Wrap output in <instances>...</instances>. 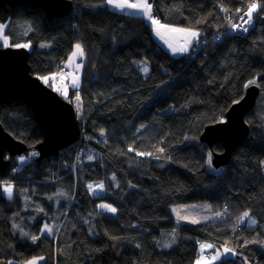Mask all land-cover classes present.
<instances>
[{"label": "trees", "instance_id": "1", "mask_svg": "<svg viewBox=\"0 0 264 264\" xmlns=\"http://www.w3.org/2000/svg\"><path fill=\"white\" fill-rule=\"evenodd\" d=\"M252 1L151 0L154 16L161 22L199 32L197 41L204 44L189 50L193 58L171 56L157 44L144 18L115 12L106 0H71V12L51 20L38 7L18 5L0 11L10 45L30 44L28 63L36 77L56 73L59 61L67 59L75 43L85 53L81 85L64 98L73 103L75 93L80 95L82 118H77L83 130V153L74 173L75 148L38 160L33 152L42 134L31 111L17 102L0 105L3 129L31 152L23 164L9 158V167L0 172V260L8 264L43 257L40 264H194L198 245L205 241L236 253L213 264H264V249L258 247L264 241L260 169L264 19L257 17L261 9L253 15L254 24L246 25L248 31L229 25L238 16L236 9L244 12ZM256 1L264 9V0ZM133 60L148 64L146 76ZM253 79L260 94L245 115L248 135L229 163L215 172L207 167L209 153L222 148L213 145L209 150L199 136L205 125L223 120ZM161 148L163 152L158 151ZM5 183L13 185L11 199L3 196ZM100 183L103 192L88 188ZM58 190L64 202L60 215L47 200ZM29 198L46 210L33 224L25 221L34 213L24 209ZM100 201L114 205V217L95 209ZM197 202L210 205L215 221L183 224L177 228V245L157 250L160 231L174 229L169 208ZM244 211L257 221L255 226L236 225ZM218 212L223 215L217 216ZM16 218L40 239L33 242L14 235ZM45 224L52 228L51 235L42 233Z\"/></svg>", "mask_w": 264, "mask_h": 264}, {"label": "water", "instance_id": "2", "mask_svg": "<svg viewBox=\"0 0 264 264\" xmlns=\"http://www.w3.org/2000/svg\"><path fill=\"white\" fill-rule=\"evenodd\" d=\"M18 5L40 8L47 20L65 17L72 9L71 0H0V10L5 13ZM28 57L27 48L0 46V105L17 102L31 111L42 134L41 141L34 146L40 160L70 147L79 139L81 127L73 104L30 73ZM259 94L257 84L249 85L243 96L227 109L223 123L203 127L199 141L208 149L213 145L222 148L219 153H211L213 168L227 165L233 151L246 139L248 127L244 118L254 108ZM27 151V146L14 139L0 123V172L9 167L7 156L19 157ZM0 264L7 263L0 260Z\"/></svg>", "mask_w": 264, "mask_h": 264}, {"label": "rangeland", "instance_id": "3", "mask_svg": "<svg viewBox=\"0 0 264 264\" xmlns=\"http://www.w3.org/2000/svg\"><path fill=\"white\" fill-rule=\"evenodd\" d=\"M140 2H141V0H116V3H119L121 5H124V4H137V3H140ZM149 2L152 4L151 0H149ZM106 5L113 11H116V12H119V13L137 15V16H141L142 18H144L137 11V9H135V8H129V7L116 8V7H113V6L109 5L108 3H106ZM152 11H153V9H152ZM153 15H154V13H153ZM243 15H244V12H240V13H238L237 17H232L230 19L229 25L231 26L232 23L236 24L237 22H238L239 25H242L244 23V21L241 20V16H243ZM144 20L148 24H150V26L152 27V34H153V37H154L155 41L157 42V44L161 48L165 49L171 56L179 57V56H181L183 54H189V50L190 49H192V51L194 49H198V47L196 46L197 40H195V41H193L192 45L189 46L188 52H186V53L177 52L176 54H173V52H172V48L173 47L185 46V40H186L185 34L184 33H180V32H169V31H167L165 29H160L161 35L157 36L156 35V31L154 30V26L151 24V22L148 21L146 18H144ZM160 23L166 24V23L161 22V21H160ZM251 24H254V18H253L252 22L250 23V25ZM0 25L3 26V33H2V35H0V46L4 47L3 46V37H7L4 34L5 24H1L0 23ZM166 25H168L169 27H172V28H183V29H188V30H191V31H196L194 29L180 27V26H175V25H171V24H166ZM242 28H246V26L242 25L241 26V30H238V31H242ZM7 39H8V37H7ZM8 41H9V39H8ZM76 44L77 43H75L73 45L72 51L75 49V45ZM9 45H10V43H9ZM169 45H171L172 47H169ZM193 45H195L196 47L192 48ZM12 47H14V46H12ZM77 63L78 64H82L81 61H79V60H77ZM132 63L138 69H142L145 66H147V68H148V64L145 61H142V60H133ZM64 67L65 68L62 71H59V68H58V72L57 73H53V74H56L55 80L49 79L48 83H45L42 79H40V80L42 82H44L45 84H48V86L53 91H55L60 97L67 98L63 94L64 91L66 90L67 94H68V92L71 89H75L73 87V85H72V76L75 75V76L79 77V86H80V83H81V76L80 75H76L75 73L70 71L71 69H69V67L67 66L66 63H64ZM61 72H63V74H64L63 77H61L59 75ZM53 74H49V75H45V76L52 77ZM45 76H41V77H45ZM72 102H73L72 104H73V107H74L78 117L82 118L80 100L77 101L75 99V97H74ZM30 153L31 152L28 151L27 155L24 154L22 156L15 157L16 158V162L17 163H21L20 159H19L20 157H25V161L24 162L30 160V158H31ZM87 153H89V150H87ZM207 167L209 169L215 171V172H219V170L214 169L212 167V165L209 164V162H207ZM260 169H261V174H262V176L264 178V159L260 163ZM3 186H4V184L2 185L3 196L5 198H8L7 194L3 191ZM61 193H62V191L58 190L55 195L47 197L48 202H51V200H52L53 205L55 207L57 206L59 209H60V206L62 204H64L63 200L61 199L62 196H63V195H61ZM21 195H23V203H25L27 198L25 196L26 193L24 192V190L21 191ZM53 196H55V197L53 198ZM28 202H29V204L24 206V209L25 208L32 209L34 211V213H33V215H30L29 217H26L25 221H27V223H29V224H33L39 217L46 215V210H44L43 208L39 207L38 203L35 200H32L31 198H29ZM100 204H108V205H111L112 207H114L113 204L108 203L106 201H100V202L96 203L95 209L98 212L99 211L100 212H105V213L109 214L111 217L115 216L116 213L113 214V213L107 211L106 209H101L99 207ZM169 211H170V214H171V217H172V222H173V225H174V229L160 231L159 238H158L157 243H156V249L160 250V251L170 250V249L174 248L177 245V243L179 241V233L177 231V228H179L183 224H187V225L209 224V223L214 222L215 219H216V216L212 212V210L210 208V205L208 203H203V202L192 203V204L174 205V206H171L169 208ZM251 218L254 219L252 216H251ZM193 220H196L198 222L197 223H192L191 221H193ZM18 221H19L18 218H16L14 220L15 224L11 228L12 233L14 235L18 236V238L20 240H30V241H32V239H31L32 235H30L29 232L23 226V224H25L24 221H20L19 223H18ZM237 221H238V219H237ZM237 221H236V225L237 226H241V225H248L249 226V221H248L247 218L245 219V222L243 224H239L238 225ZM54 222H55L54 230L56 231L57 227H58V222L57 221H54ZM255 225H252V226H255ZM201 244H208V243L203 241V242H201L198 245L197 256L199 257L201 255L202 259H204V261L207 262V263H216V262H218L220 260H223L225 258H234V257H236V254L235 255H232L231 253L225 254V252H224L225 246H213V248H211V249H214V252H215L214 255H216L217 253H220L221 254L220 258L216 259V260H212L211 258L214 256V255H212L210 258L207 259L206 256L204 255V249L202 250L201 247H200ZM165 245H170V247H165ZM258 247L260 249H264V241L262 243H260L258 245ZM198 257H196V258H198Z\"/></svg>", "mask_w": 264, "mask_h": 264}, {"label": "snow or ice", "instance_id": "4", "mask_svg": "<svg viewBox=\"0 0 264 264\" xmlns=\"http://www.w3.org/2000/svg\"><path fill=\"white\" fill-rule=\"evenodd\" d=\"M107 3L113 7H116V8H123V7H129V8H135L137 9V11L144 17L146 18L148 21L151 22V24L154 26V30L156 31V35L157 36H160L161 33H160V29H165L169 32H180V33H184L185 36H186V40H185V46H182V47H173L172 48V52L173 54H176L177 52H180V53H186L188 52L189 50V46L192 45L193 41L197 40L198 37H199V32L197 31H191V30H188V29H183V28H172V27H169L168 25L166 24H162L160 23V21L154 17L153 15V11H152V4L149 2V0H141L140 3H137V4H124V5H121L119 3H116V0H107ZM259 8V5L255 2H252V3H249L247 5V8L246 10H244V15L241 16V20H244V17H247V20H244V23H248L250 24L254 18L253 14L254 13H257V10ZM224 11H227V9H223ZM241 11V9H236V12L239 13ZM232 29L233 30H237V29H241V25L239 24H232L231 25ZM242 31L246 32L248 31L247 28H242ZM3 33V26L0 25V35H2ZM3 46L4 47H8V46H11L9 45V41L7 39V37H3ZM14 47H17V48H28L30 47V44H16L14 45ZM41 47H44V45H41ZM169 47H172L171 45H169ZM84 50L82 48V46L77 43L75 45V49L74 51L71 53L70 57H69V60H68V63L69 64H72L74 63V58L76 57H84ZM82 67L81 64H75V70L76 71H79V69ZM145 73L148 72V68L147 66H145L143 69H142ZM61 77H63V72H61L59 74ZM39 79H42L45 83H48L49 79H53L55 80L56 78V74H53L52 77H48V76H45V77H38ZM257 81L255 79L253 80H249L248 83H246L244 85L245 88L249 87V85H254L256 84ZM72 85L74 88H78L79 87V77L78 76H72ZM65 97H67V91L65 90L64 93ZM75 99L77 101L80 100V95H79V92H76L75 93ZM221 123H223L224 121L221 120L220 121ZM129 151H132V148L129 147ZM158 151L160 152H163L164 149H158ZM33 155H36V153H33ZM136 155H144V153H140V152H137ZM147 155H151V153H147ZM93 157L92 156H89L88 159L91 160ZM158 158V157H157ZM20 162L21 164L24 163L25 161V157H20ZM209 164H211V153H209ZM113 179H115V177H113ZM88 188L90 190H93L95 191V189H99L100 192H103L104 191V185L103 183H100L98 185L94 186L92 184H89L88 185ZM3 191L7 194L8 198L11 199L12 198V194H13V185L11 184H7L5 183L4 186H3ZM61 195H63L61 193ZM99 207L101 209H106L107 211L115 214L117 209L112 207L111 205H108V204H100ZM226 211V209H225ZM217 216H222L223 213H217L216 214ZM248 219L249 221V226H252V225H255L257 223V221L255 219H252L251 218V215H250V212L249 211H244L242 213V215L238 218V221H237V224H243L245 222V219ZM192 223H197L198 221L196 220H193L191 221ZM43 232H46L48 235H51L52 234V228L48 225V224H45L43 229H42V233ZM32 241L33 242H36L37 240L40 239L39 236H32L31 237ZM137 247H139V245H137ZM165 247H170V245H165ZM201 249H205V248H208V249H211L213 248V245L212 244H201L200 245ZM224 252L225 254L227 253H231L232 255H235L236 253L234 252L233 249L231 248H227L225 247L224 249ZM220 253H217L216 255H214L211 259L212 260H216V259H219L220 258ZM44 259L43 257H40V258H33L31 261H28L27 264H38V260H42ZM9 264H11V262H9ZM197 264H200V261H197ZM245 264H247V262L245 261Z\"/></svg>", "mask_w": 264, "mask_h": 264}, {"label": "built area", "instance_id": "5", "mask_svg": "<svg viewBox=\"0 0 264 264\" xmlns=\"http://www.w3.org/2000/svg\"><path fill=\"white\" fill-rule=\"evenodd\" d=\"M252 2H255V3H257L258 5H259V10L261 9V13H259L258 15H257V17H258V19H259V21H261L262 19H264V9L262 8V6L256 1V0H253ZM251 2V3H252ZM155 18H157V17H155ZM158 19V18H157ZM236 20V19H235ZM244 20H246V17H244ZM243 20V21H244ZM259 21H258V23H259ZM229 23H230V20H229ZM232 23V22H231ZM233 24V23H232ZM236 24H238V22L236 23ZM242 25H245V23H243ZM241 25V26H242ZM238 30H241V29H237V31ZM214 37H216V35L214 36ZM203 44H204V42H198L197 44H196V46L198 47V49H196V50H199V49H201V47L203 46ZM189 57H191V58H193L194 57V54L193 53H190L189 54ZM58 68H59V71H62L65 67H64V62H63V60H60L59 61V63H58ZM74 148H75V156H74V161H73V166H72V168H73V173L75 172V169L77 168V167H79V162H80V157H81V154H82V150H80L81 149V147H80V144L79 143H77L76 145H74ZM36 153V152H35ZM34 157H37V153H36V155H33ZM21 168L23 167V165H21L20 166ZM212 253H213V251H209L205 256H206V258L208 259L211 255H212Z\"/></svg>", "mask_w": 264, "mask_h": 264}, {"label": "crops", "instance_id": "6", "mask_svg": "<svg viewBox=\"0 0 264 264\" xmlns=\"http://www.w3.org/2000/svg\"><path fill=\"white\" fill-rule=\"evenodd\" d=\"M106 3H107V0H106ZM116 12V11H115ZM119 13V12H118ZM74 51V50H73ZM72 51V52H73ZM71 52V53H72ZM71 53H70V55H71ZM70 55L67 57V59L64 61V63H66L67 64V66L69 67V69H71L70 71H72L73 73H75L76 75H80L81 76V72H82V67H83V61H84V57H82V58H80V57H76V58H74V63H72V64H69L68 63V60H69V57H70ZM184 55H187V54H184ZM77 60H79V61H81V65H82V67L79 69V71H76L75 70V64H78L77 63ZM144 68V67H143ZM142 68V69H143ZM138 69V68H137ZM142 69H138L139 70V72L141 73V75L142 76H146L148 73H145ZM57 72H58V70H57ZM56 72V73H57ZM75 90H78V88H75ZM63 205V204H62ZM52 210H56V212H55V214L56 215H60V213H59V208L56 206H52ZM208 244H211V243H209V242H207ZM210 249H208V248H205L204 249V255H205V253L207 252V251H209ZM215 253V252H214ZM214 255V254H213ZM196 257H198V256H196ZM34 258H40V257H34ZM33 258H31V259H29L28 261H31ZM28 261H26V262H15V261H11V264H27V262ZM197 261H200V264H213V263H207V262H205L204 261V259H202V257H201V255L198 257V258H196L195 259V262H194V264H197ZM43 262V259L42 260H38V264H40V263H42ZM9 264V263H8Z\"/></svg>", "mask_w": 264, "mask_h": 264}, {"label": "bare ground", "instance_id": "7", "mask_svg": "<svg viewBox=\"0 0 264 264\" xmlns=\"http://www.w3.org/2000/svg\"><path fill=\"white\" fill-rule=\"evenodd\" d=\"M0 11H2V10H0ZM4 12V11H3ZM5 13V12H4ZM46 18V17H45ZM246 20H247V17H246ZM257 24H258V22H257ZM246 25H248V23H245V26ZM253 25V24H252ZM64 62V61H63ZM29 64V63H28ZM29 67H30V65H29ZM31 73V72H30ZM80 85H81V83H80ZM80 87V86H79ZM79 87H78V89H79ZM231 106V105H230ZM248 114V113H247ZM225 119L223 118V121H224ZM244 120H245V118H244ZM245 123H246V121H245ZM247 124V123H246ZM37 125V124H36ZM38 127V126H37ZM247 127H248V124H247ZM39 128V127H38ZM248 132H249V127H248ZM248 135V134H247ZM247 137V136H246ZM82 138H83V130L81 129V133H80V136H79V139L76 141V142H74L72 145H70V147H72L73 148V150H74V145H76L77 143H79L80 144V147H81V150H82V153H83V148H82ZM245 141V140H244ZM243 141V142H244ZM242 142V143H243ZM205 145V144H204ZM207 147V146H206ZM210 150V149H209ZM37 153V157H38V152L36 151V150H34V152L33 153ZM60 152V151H59ZM58 152V153H59ZM57 153V154H58ZM26 154V153H25ZM56 155V154H55ZM54 155V156H55ZM34 157V156H33ZM7 158L9 159V158H12V157H9V156H7ZM15 158V157H14ZM10 160V159H9ZM73 161H74V158H73ZM72 166H73V164H72ZM226 166V165H225ZM224 167V166H223ZM222 168V167H221ZM215 169V168H214ZM220 168H218L217 170H219ZM220 171V170H219ZM197 203H200V202H197ZM203 203H205V202H203ZM190 204H192V203H190ZM109 215V214H108ZM110 216V215H109ZM213 245V244H212ZM213 246H215V245H213ZM209 251H213V253H212V255L214 254V249H210ZM209 251H207L206 253H205V255L209 252ZM211 255V256H212ZM210 256V257H211ZM209 257V258H210Z\"/></svg>", "mask_w": 264, "mask_h": 264}, {"label": "clouds", "instance_id": "8", "mask_svg": "<svg viewBox=\"0 0 264 264\" xmlns=\"http://www.w3.org/2000/svg\"><path fill=\"white\" fill-rule=\"evenodd\" d=\"M154 17H156V16H154ZM157 18H158V17H157ZM158 20H159V19H158ZM197 43H198V41H197ZM197 43H196V44H197ZM195 47H196V46H195ZM194 50H196V49H194ZM190 53H191V52H189V54H190ZM189 54H187V56H189Z\"/></svg>", "mask_w": 264, "mask_h": 264}]
</instances>
